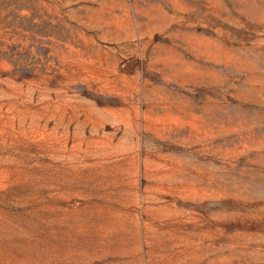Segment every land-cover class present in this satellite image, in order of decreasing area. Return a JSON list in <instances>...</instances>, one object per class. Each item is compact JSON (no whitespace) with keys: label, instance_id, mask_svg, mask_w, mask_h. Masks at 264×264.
I'll list each match as a JSON object with an SVG mask.
<instances>
[{"label":"rangeland","instance_id":"1","mask_svg":"<svg viewBox=\"0 0 264 264\" xmlns=\"http://www.w3.org/2000/svg\"><path fill=\"white\" fill-rule=\"evenodd\" d=\"M0 264H264V0H0Z\"/></svg>","mask_w":264,"mask_h":264}]
</instances>
